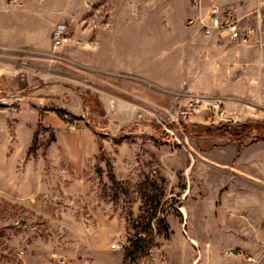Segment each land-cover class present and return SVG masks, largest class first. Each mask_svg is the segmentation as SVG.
<instances>
[{
	"label": "rangeland",
	"instance_id": "rangeland-1",
	"mask_svg": "<svg viewBox=\"0 0 264 264\" xmlns=\"http://www.w3.org/2000/svg\"><path fill=\"white\" fill-rule=\"evenodd\" d=\"M189 3L0 0V264H84L99 244L118 242L125 254L133 237L150 232L140 262L168 237L158 216L168 222L182 204L193 215L197 201L233 182L236 197L251 189L264 204V31L247 41L206 36L188 22ZM59 21L67 28L54 47ZM241 21L257 27L260 16L255 10ZM89 42L98 55L111 43L158 61L166 82L94 66ZM104 87L138 102L134 113L111 103ZM50 97L79 111L35 103ZM32 106L37 123L19 125L18 114ZM246 122L241 137L225 132ZM145 190L163 191L149 232L138 227L151 212Z\"/></svg>",
	"mask_w": 264,
	"mask_h": 264
},
{
	"label": "crops",
	"instance_id": "crops-1",
	"mask_svg": "<svg viewBox=\"0 0 264 264\" xmlns=\"http://www.w3.org/2000/svg\"><path fill=\"white\" fill-rule=\"evenodd\" d=\"M222 1L225 6L231 7L235 12L241 7L238 16L247 11L245 7L252 6L250 9L263 7V0ZM189 6L192 9L190 14L198 12L196 5L189 3ZM195 29L198 32L202 30L200 25H197ZM17 37H21V34H18ZM36 41V34L30 33L28 42L33 45ZM96 47L95 42H89L88 62L94 63V66L142 76V78L157 84L166 82V78L161 77L157 71L160 68L158 61L151 58L144 60L139 57H129V49L126 47V49L121 50V46L118 44H107L104 47V55H98ZM150 68L154 71L150 72ZM99 87L103 88L102 86ZM104 88L110 95L111 103L116 101L123 109L127 110V113L136 109L138 102L134 99L130 98L131 102L123 100L116 91ZM35 103L40 106L56 105L73 112L79 111L59 98L50 97ZM22 105L23 109L27 107V105ZM31 109L33 111L30 115L26 114L25 111L18 114L17 122L19 125L34 126L37 123L39 109L37 106H32ZM141 112L145 114L144 111ZM49 123L58 125L57 119H50ZM234 149L235 171L233 173L236 174V144ZM116 159L118 158L116 157ZM116 173L123 177L128 174L120 172L117 167ZM224 187V191L220 195L213 194L211 198H208L207 195L206 198L208 199L202 198L200 199L201 202L197 201L193 205V215H190V206L187 204H182L179 208L182 215H169L170 236L162 239L157 252L152 253V257L140 261V264H264V221L261 216L257 215V213L264 214V208L261 209L264 204L257 200L256 193L251 189H241L239 195L244 197H236L235 182ZM258 205L261 208L257 211L255 207ZM229 207L234 209L238 207L243 211L244 216L230 215L228 213ZM93 255V258L88 256L84 258V264H86V260L89 261V264H131L125 259L124 249L113 247L109 243L95 246Z\"/></svg>",
	"mask_w": 264,
	"mask_h": 264
},
{
	"label": "built area",
	"instance_id": "built-area-1",
	"mask_svg": "<svg viewBox=\"0 0 264 264\" xmlns=\"http://www.w3.org/2000/svg\"><path fill=\"white\" fill-rule=\"evenodd\" d=\"M192 4L198 7V12L190 14L188 16L189 23L200 24L202 32L206 36H211L219 32L223 36H227L233 41H247L255 33L256 28L260 27L264 31V0L263 7L253 8L247 10L241 16H236V12L229 6H225L222 0H189ZM208 2V3H207ZM244 4L246 2H243ZM257 11L260 16V23L256 25H243L242 17L253 11ZM67 28V24L63 21H59L55 24L52 33L53 46L56 47L62 41L64 31ZM264 107V75H263V94L260 101ZM114 247L119 246V243H113ZM252 258V257H249ZM89 264V261H85Z\"/></svg>",
	"mask_w": 264,
	"mask_h": 264
},
{
	"label": "trees",
	"instance_id": "trees-1",
	"mask_svg": "<svg viewBox=\"0 0 264 264\" xmlns=\"http://www.w3.org/2000/svg\"><path fill=\"white\" fill-rule=\"evenodd\" d=\"M59 112L63 113V110L59 108ZM236 126L235 129L229 130L227 128V130H225V132H229L232 133L234 137H241V135H243L244 133H246V123H238V124H234ZM244 127V128H242ZM223 132V133H225ZM109 173H110V178L112 181L119 183V180H117L116 176L114 175V172L112 170V166L111 164H109ZM162 193L163 191L160 193V195L157 196H151L147 190H145V196H146V200L149 203V209L151 210L149 216H147L145 218V220H142V223L139 222V228H141L142 230H145L147 232H149L150 230H152L151 225L153 218L157 217V210H158V206L160 204V200L162 197ZM159 218V222L162 224V229L165 233L166 236H170V228L168 225L167 220L164 217L158 216ZM141 223V224H140ZM142 230H138L137 233H140ZM153 238H152V233H148L146 236L144 235H140L137 234L135 237L132 238V242L130 244V246H128L126 248L125 251V259L131 263V264H139V260L140 258L147 256V254L149 253L150 249H151V244H152Z\"/></svg>",
	"mask_w": 264,
	"mask_h": 264
},
{
	"label": "bare ground",
	"instance_id": "bare-ground-1",
	"mask_svg": "<svg viewBox=\"0 0 264 264\" xmlns=\"http://www.w3.org/2000/svg\"><path fill=\"white\" fill-rule=\"evenodd\" d=\"M186 193H187V191H186ZM183 208V207H182Z\"/></svg>",
	"mask_w": 264,
	"mask_h": 264
}]
</instances>
